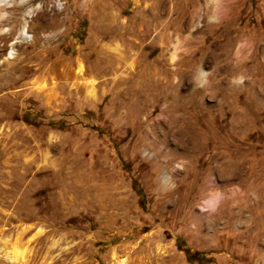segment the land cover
Returning a JSON list of instances; mask_svg holds the SVG:
<instances>
[{
  "label": "rangeland",
  "instance_id": "1",
  "mask_svg": "<svg viewBox=\"0 0 264 264\" xmlns=\"http://www.w3.org/2000/svg\"><path fill=\"white\" fill-rule=\"evenodd\" d=\"M220 1L0 7V264H264V0Z\"/></svg>",
  "mask_w": 264,
  "mask_h": 264
},
{
  "label": "bare ground",
  "instance_id": "2",
  "mask_svg": "<svg viewBox=\"0 0 264 264\" xmlns=\"http://www.w3.org/2000/svg\"><path fill=\"white\" fill-rule=\"evenodd\" d=\"M5 2H7V0H0V7L5 3ZM213 2H214V5L215 6H217V7H220L221 5H222V3L221 2H223V1H220V0H213ZM6 4V3H5ZM216 10V9H215ZM216 13H218V11L216 10ZM27 25V24H26ZM26 25H24V29H23V34H27V31L29 30H27V26ZM132 64V63H131ZM132 67H133V64L131 65ZM81 70H82V68H80ZM80 71V70H79ZM201 75L202 76H205V72L203 71L202 73H201ZM134 82V81H133ZM132 85V84H131ZM167 102V101H166ZM163 177L164 178H169V176H168V173H165L164 175H163ZM164 181H167V179H164Z\"/></svg>",
  "mask_w": 264,
  "mask_h": 264
}]
</instances>
